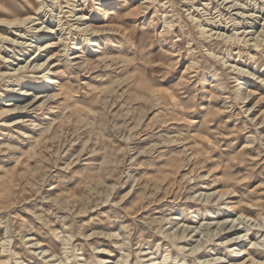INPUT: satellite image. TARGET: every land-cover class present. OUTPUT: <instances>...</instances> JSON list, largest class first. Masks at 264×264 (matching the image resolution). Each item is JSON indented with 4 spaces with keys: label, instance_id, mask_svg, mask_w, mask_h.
<instances>
[{
    "label": "rangeland",
    "instance_id": "rangeland-1",
    "mask_svg": "<svg viewBox=\"0 0 264 264\" xmlns=\"http://www.w3.org/2000/svg\"><path fill=\"white\" fill-rule=\"evenodd\" d=\"M0 22V264H264V0H0ZM240 214L236 244L202 225Z\"/></svg>",
    "mask_w": 264,
    "mask_h": 264
},
{
    "label": "bare ground",
    "instance_id": "bare-ground-1",
    "mask_svg": "<svg viewBox=\"0 0 264 264\" xmlns=\"http://www.w3.org/2000/svg\"><path fill=\"white\" fill-rule=\"evenodd\" d=\"M81 18H83V17H81ZM32 21H34V19H33V17H27V18H25V19H22V20H20V21H14V22H9V24H11V25H24V24H27V23H30V22H32ZM1 22H4V21H1ZM0 22V26H2V24L3 23H1ZM51 32V31H50ZM249 32V31H248ZM2 35L0 34V37H1ZM3 37V36H2ZM57 43L56 42H47L46 43V46H40L39 47V50H44L45 48H50V47H54L55 45H56ZM53 58V57H52ZM6 62H10V60H7L6 59ZM41 66H43V64L41 65ZM39 68H41V67H39ZM2 76L3 75H6V73H3V74H1ZM1 77V76H0ZM14 106V104L13 103H11V101H9V102H6V104H4L3 106H4V108H2L1 110H0V118L1 117H3V118H6L7 116H10L13 112H15L16 110H18L19 109V107H11V106ZM6 123L7 122H9L8 120H6L5 121ZM228 218H231V219H227L226 218V220H224V221H216V220H214V221H216V222H208V223H204V224H202L203 226H205V225H207V228L209 229L210 227H215V232H217L216 233V235H218L219 233H221V231H228L229 233H231L232 232V237L231 238H229L227 241H226V243H231V244H236V243H238V242H240L239 241V239L240 238H242L243 236H244V234H245V232H246V230H249V228H248V225H249V223H251L250 225H252L253 224V222L255 221V220H253L251 217H248L247 215H244V214H240L239 216H236V217H231V216H229ZM230 220V222L228 223V225H226V222L227 221H229ZM253 220V222H251ZM215 223V225L214 226H212L213 224ZM236 223H237V226H238V224H239V226L240 225H243V229H245V230H242V231H237V230H232L235 226H236ZM261 223H259V222H257L255 225H260ZM180 225V224H179ZM182 226H186V225H182ZM188 226H190V225H188ZM190 228V227H189ZM201 228V227H200ZM198 231H200V233H198V234H203V236L199 239V241H198V243L195 245V246H192V247H190V251H191V253L192 254H196V251H197V248H201V243H203V241H204V239H205V237H207V235H208V231L207 232H205V229L203 228V229H201V230H198ZM198 231H196V232H198ZM64 236V239L65 240H67V238H66V236H65V234L63 235ZM28 240H29V243H30V245H31V247L32 248H34L35 249V251L41 256V257H43L44 259H46L47 261H52V260H54L55 259V256L56 255H54L53 254V252H51V251H49L48 249H46V248H44V246H43V244L41 243V242H39V241H37V240H35V239H33L32 237H28ZM238 240V241H237ZM241 240V239H240ZM263 241L264 240H260V241H256V240H251L250 241V243L252 244V247L253 246H255V245H258V244H262L263 243ZM232 242H234V243H232ZM232 247V246H231ZM240 251H243L244 252V249H242V250H240ZM237 253V252H236ZM148 254V252H144L143 253V255L144 256H146ZM217 255V254H216ZM221 257V256H220ZM219 256H215V257H213V258H208V259H204V260H202L204 263H212L213 262V264H218V263H220V262H222L221 261V258H220ZM147 261H149V260H151V258L150 259H146ZM127 261V257H126V255H124V256H122L121 257V259L117 262V264H125V262ZM156 262L154 261V259H152V263L151 264H155Z\"/></svg>",
    "mask_w": 264,
    "mask_h": 264
}]
</instances>
